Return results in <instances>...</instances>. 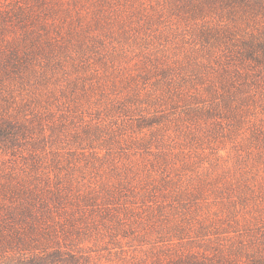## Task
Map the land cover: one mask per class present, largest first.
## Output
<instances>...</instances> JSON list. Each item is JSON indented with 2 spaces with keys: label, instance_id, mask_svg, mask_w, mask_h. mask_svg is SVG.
<instances>
[{
  "label": "rangeland",
  "instance_id": "374dc122",
  "mask_svg": "<svg viewBox=\"0 0 264 264\" xmlns=\"http://www.w3.org/2000/svg\"><path fill=\"white\" fill-rule=\"evenodd\" d=\"M72 1L73 15L81 23L90 20L83 61L88 66L75 72L68 63L58 81L24 95L23 113L37 118L34 137L40 128L45 135L35 158L29 145L0 155V182L9 175L23 181L36 176L43 187L47 179L52 186L60 178L73 191L92 192L95 222L73 242L86 264H178L188 245L160 240L178 220L191 229L189 235L198 227L219 231L212 235L225 244L245 243L256 229L264 232V86L254 91L238 125L219 116L177 121L171 115L151 136L159 145L150 152L106 155L101 148L91 155L90 149L75 148L71 135L86 122L106 124L115 117L125 128L123 115H106L117 100L155 98L163 109L164 99H157L161 70L182 72L206 62L207 55L197 42L199 21L178 14L171 0ZM77 76L82 78L73 88ZM65 120L62 135L58 130ZM258 129L261 133L253 134ZM128 131L123 130L126 143ZM54 139L58 145L51 144ZM56 150L64 157L76 151L57 167ZM109 195L112 200L106 201ZM99 214L107 218L101 221ZM229 225L233 231L220 232Z\"/></svg>",
  "mask_w": 264,
  "mask_h": 264
},
{
  "label": "trees",
  "instance_id": "16d2710c",
  "mask_svg": "<svg viewBox=\"0 0 264 264\" xmlns=\"http://www.w3.org/2000/svg\"><path fill=\"white\" fill-rule=\"evenodd\" d=\"M171 1L178 14L199 21L197 42L206 51L207 61L195 62L182 72L162 69L157 99H164L163 109H158L162 103L155 98L117 100L106 115H123L125 128L119 127L115 117L106 124L86 122L71 135L75 148L90 149L91 155L101 148L106 155L121 156L132 149L150 152L153 145H159L152 137L164 129L171 115L177 121L219 116L240 124L254 101V91L264 86V0ZM71 4L74 1L0 0V155L16 154L29 145L33 148L30 156L37 157L36 147L45 133L40 128V135L34 137L37 118L23 113L24 95L58 81L57 75L66 73L68 63L75 72L88 66L83 61L90 20L81 23ZM81 78H74L73 88ZM66 121H60L58 132H63ZM126 128L130 130L128 143L123 136ZM146 129H151L149 134ZM51 144L58 145V140ZM75 151L68 150L67 157L54 151L57 167ZM62 181L58 178L51 186L47 179L42 187L36 176L23 181L9 175L0 182V264H86L87 257L74 249L73 242L86 236V227L95 222L96 196L73 191ZM97 216L101 221L107 218V214ZM186 226L178 220L160 237L188 245L178 256V264H264V232L256 229L245 243L225 244L212 235L219 231L198 227L189 235L191 229ZM229 228L233 227L220 232L233 231Z\"/></svg>",
  "mask_w": 264,
  "mask_h": 264
}]
</instances>
